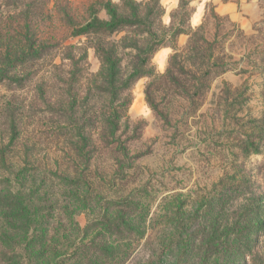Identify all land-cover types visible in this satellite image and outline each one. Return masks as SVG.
<instances>
[{
	"label": "rangeland",
	"instance_id": "374dc122",
	"mask_svg": "<svg viewBox=\"0 0 264 264\" xmlns=\"http://www.w3.org/2000/svg\"><path fill=\"white\" fill-rule=\"evenodd\" d=\"M96 1L44 0L34 9L44 35L86 49L94 74L98 39L69 37L59 11L68 6L81 15ZM111 1L124 7V0ZM192 1L177 0L169 10L159 0L164 46L129 90L115 86L109 93L121 111L114 140L103 120L105 93L89 95L83 80L64 85L69 63L57 52L17 64L10 34L15 37L23 18L3 13L0 70L11 77L0 85L5 167L23 166L21 181L41 188L39 198L66 195L81 227L98 220L104 205L134 193L142 234L129 243L124 264H264V0L207 2L196 25L190 24ZM221 2H230L228 14ZM94 80L107 87L99 76ZM58 174L68 176L66 187ZM95 235L90 231L88 240Z\"/></svg>",
	"mask_w": 264,
	"mask_h": 264
},
{
	"label": "trees",
	"instance_id": "16d2710c",
	"mask_svg": "<svg viewBox=\"0 0 264 264\" xmlns=\"http://www.w3.org/2000/svg\"><path fill=\"white\" fill-rule=\"evenodd\" d=\"M42 1L1 0L0 22L5 12L21 13L23 18V26L19 25L15 28L17 31H13L15 37L10 34V39L16 41L13 43L16 47L14 60L17 64H25L44 60L54 52L60 53L62 61H67L70 68L66 71L67 82H62L64 85L75 86L83 80L89 95L93 90L106 94L103 112L106 134L110 140L116 139L121 111L109 93L115 86L129 90L138 78L148 73L153 55L164 46L166 38L162 24L164 8L159 0H149L142 10L143 0H124V7L111 0H99L83 6L81 15L74 12L71 15L72 10L68 6L60 10L61 21L69 31V37L98 39L93 49L100 69L94 74L89 71L88 53L84 47L66 45L64 37L46 36L44 31H40L34 19V9ZM102 11L104 16L100 15ZM122 32L131 33L133 37L128 41L125 37L117 39ZM181 32L177 30L175 34ZM95 76L106 83L105 89L94 86ZM9 78L11 80L6 70L1 69L0 85ZM41 79V114L45 115L48 104L44 97V78ZM74 101L76 103V99ZM16 125L17 122L11 120L9 127L13 134ZM8 144L0 139V264H124L130 253L129 243L142 234L135 223L142 213L136 201L138 197L131 193L111 207L104 205L98 220L81 227L74 219L76 208L68 203L66 195L59 193L58 198H39L37 195L41 188L33 185L32 181H29L30 186L21 181L26 174L23 166H17L14 171L5 167L4 149ZM256 150L254 148L252 152ZM56 178L60 187H66L70 182L67 175L58 174ZM182 224L178 222L183 232ZM93 230H96V235L88 240ZM186 237L181 235L183 245Z\"/></svg>",
	"mask_w": 264,
	"mask_h": 264
},
{
	"label": "crops",
	"instance_id": "0c3cea01",
	"mask_svg": "<svg viewBox=\"0 0 264 264\" xmlns=\"http://www.w3.org/2000/svg\"><path fill=\"white\" fill-rule=\"evenodd\" d=\"M210 1L215 2V0H193L192 1L193 12L190 16V24L196 25L200 22L203 16L205 5L207 2H210ZM163 3L166 5V8L168 7L167 9L171 10L176 7L177 0H163ZM220 8L222 9L224 13L228 14V12L231 10V4L230 2H221Z\"/></svg>",
	"mask_w": 264,
	"mask_h": 264
}]
</instances>
